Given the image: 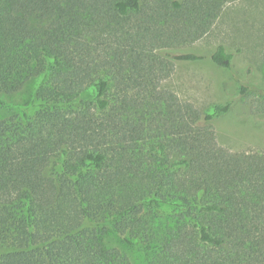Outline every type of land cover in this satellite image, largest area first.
Returning <instances> with one entry per match:
<instances>
[{
    "label": "trees",
    "instance_id": "16d2710c",
    "mask_svg": "<svg viewBox=\"0 0 264 264\" xmlns=\"http://www.w3.org/2000/svg\"><path fill=\"white\" fill-rule=\"evenodd\" d=\"M233 1L0 0V97L31 87L0 99V264H264V152L216 131L247 113L163 85Z\"/></svg>",
    "mask_w": 264,
    "mask_h": 264
},
{
    "label": "rangeland",
    "instance_id": "374dc122",
    "mask_svg": "<svg viewBox=\"0 0 264 264\" xmlns=\"http://www.w3.org/2000/svg\"><path fill=\"white\" fill-rule=\"evenodd\" d=\"M219 45L234 55L237 71L249 73L246 80L232 79L212 64L208 55ZM193 50L205 59L178 64L173 76L163 85L201 111L217 104L236 105L238 111L247 115L243 118L235 113L216 123L220 145L233 152H264V103L259 99L264 92V0H234L227 4L212 31ZM240 81L254 90L256 96H241L237 83ZM30 93L29 86L12 99H0L27 111ZM88 203L95 215L103 212V204L96 195L90 196Z\"/></svg>",
    "mask_w": 264,
    "mask_h": 264
}]
</instances>
